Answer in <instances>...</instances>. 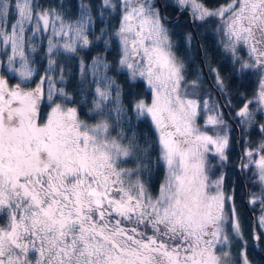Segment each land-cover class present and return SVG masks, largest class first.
<instances>
[{"label":"snow or ice","instance_id":"6c2138e0","mask_svg":"<svg viewBox=\"0 0 264 264\" xmlns=\"http://www.w3.org/2000/svg\"><path fill=\"white\" fill-rule=\"evenodd\" d=\"M183 18L253 83L239 105L217 68L213 87L187 78ZM237 187L259 206L248 237ZM249 246L264 250V0H0V264H252Z\"/></svg>","mask_w":264,"mask_h":264},{"label":"trees","instance_id":"16d2710c","mask_svg":"<svg viewBox=\"0 0 264 264\" xmlns=\"http://www.w3.org/2000/svg\"><path fill=\"white\" fill-rule=\"evenodd\" d=\"M47 5H56L63 3L69 11L75 10V4L77 0H48ZM47 2V1H46ZM224 0H206L209 7H216L217 5L223 3ZM45 2H43L44 4ZM193 30V40L191 46L186 43L185 33ZM195 35V36H194ZM173 40L176 43L177 55L185 60L187 65V71L190 72L192 76H196V72L202 75L204 84L206 87H213L214 79L213 74L210 72L211 68H217L220 71L222 77L225 78L228 87V93L233 98V103L239 105L242 101L240 100V93L250 94L253 88V83L247 80H241L237 74L232 71V64L229 57L223 52V50L218 46V37L213 33L211 27L200 28L199 30H194L186 25V18H183L175 26ZM202 54V62L204 64L207 79L202 73V64L198 57L199 48ZM189 76V75H188ZM255 77H253V80ZM243 85V86H242ZM143 131H148L147 128L142 126ZM238 130V129H237ZM234 136L236 131L233 132ZM239 134V132H238ZM149 135L151 133L149 132ZM251 139L255 141L258 139L255 135L251 136ZM237 148V149H236ZM243 151L242 145H235L230 152L231 163L228 165V177L226 184L231 187L232 182L237 180L236 165L239 162V153ZM156 184L153 185V190ZM244 189L237 187V208L239 211L241 224L244 229L245 234H249L252 226V219L258 215L259 211L257 207L253 209L248 206L245 208L243 201L240 197L243 195ZM263 257L259 256L252 246H249L248 255L252 264H264V250L260 249Z\"/></svg>","mask_w":264,"mask_h":264},{"label":"water","instance_id":"95a60500","mask_svg":"<svg viewBox=\"0 0 264 264\" xmlns=\"http://www.w3.org/2000/svg\"><path fill=\"white\" fill-rule=\"evenodd\" d=\"M194 36H195V35H194ZM198 48H199V54H198V57H199V59H200V61H201V64H202V73H203V75L205 76V78L207 79L206 70H205L204 64H203V62H202V54H201V51H200V47L198 46ZM236 135L238 136V130H236ZM236 172L238 173V169H237V168H236ZM243 203H244L245 208H247L245 200H244ZM252 226H253V219H252ZM252 226H251V228H252ZM254 250H255V252H256L259 256L263 257L262 254H261V252H260V250H259V247L254 248Z\"/></svg>","mask_w":264,"mask_h":264},{"label":"rangeland","instance_id":"374dc122","mask_svg":"<svg viewBox=\"0 0 264 264\" xmlns=\"http://www.w3.org/2000/svg\"><path fill=\"white\" fill-rule=\"evenodd\" d=\"M47 1V2H46ZM43 2H45L44 4H48L49 3V1L48 0H41V3H43ZM205 29H207V28H205ZM198 74H200V73H198V71L196 72V76L198 75ZM189 75V76H188ZM201 75V74H200ZM196 76H192L191 74H190V72H188L187 71V78L189 79V80H192V79H195L196 78ZM202 76V75H201ZM214 86V85H213ZM203 87H205V88H208V87H206V85L205 84H203ZM238 132H239V129H238ZM239 135V134H238ZM233 136H234V134H233ZM235 136H237L236 134H235ZM237 149V148H236ZM239 163V162H238ZM237 173V172H236ZM237 175H238V173H237ZM244 202V201H243ZM245 202H246V200H245ZM246 206L248 207L249 205H247V202H246ZM251 207V206H250ZM257 210L259 211V206L257 205ZM254 218L255 217H253V223H254ZM245 236L246 237H248V235L247 234H245ZM259 250H260V248H259Z\"/></svg>","mask_w":264,"mask_h":264},{"label":"flooded vegetation","instance_id":"af4514ba","mask_svg":"<svg viewBox=\"0 0 264 264\" xmlns=\"http://www.w3.org/2000/svg\"><path fill=\"white\" fill-rule=\"evenodd\" d=\"M191 31H193V30H191ZM193 34H195L194 31H193Z\"/></svg>","mask_w":264,"mask_h":264}]
</instances>
